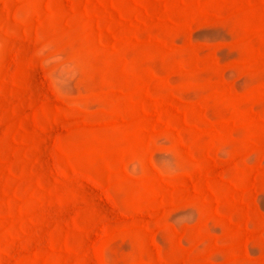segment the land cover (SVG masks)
<instances>
[{"label": "rangeland", "instance_id": "1", "mask_svg": "<svg viewBox=\"0 0 264 264\" xmlns=\"http://www.w3.org/2000/svg\"><path fill=\"white\" fill-rule=\"evenodd\" d=\"M0 264H264V0H0Z\"/></svg>", "mask_w": 264, "mask_h": 264}]
</instances>
